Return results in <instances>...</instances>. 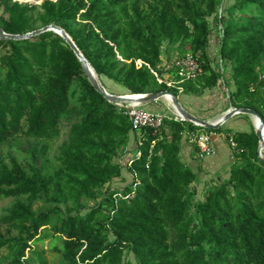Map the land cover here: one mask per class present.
I'll list each match as a JSON object with an SVG mask.
<instances>
[{"label":"trees","instance_id":"1","mask_svg":"<svg viewBox=\"0 0 264 264\" xmlns=\"http://www.w3.org/2000/svg\"><path fill=\"white\" fill-rule=\"evenodd\" d=\"M219 4L0 0V29L24 34L56 25L105 90L102 79L128 94L167 90L177 97L220 85L207 54L212 19L222 30L217 54L226 70L225 87L227 80L232 84L228 103L256 111L264 127L263 85L257 80L264 67V0H234L228 18L217 17ZM163 44L175 56L189 53L197 60L195 76L177 85L180 92L163 82ZM123 111L91 87L72 51L53 32L0 40V145L19 136L53 140L62 118L74 116L52 173L46 143L25 147L23 165L13 156H7V164L0 161V198L15 199L0 215V250L9 253L5 264H46L33 247L45 229L58 239L54 249L65 264H264V163L253 128L247 133L204 129L232 140L233 163L228 177L214 181L195 201L196 175L180 160L178 143L184 131L203 128L164 118L156 131H135ZM130 135L138 151L124 166L131 183L100 193L119 175L121 166L113 159ZM37 200L52 208L33 212L31 202Z\"/></svg>","mask_w":264,"mask_h":264},{"label":"rangeland","instance_id":"2","mask_svg":"<svg viewBox=\"0 0 264 264\" xmlns=\"http://www.w3.org/2000/svg\"><path fill=\"white\" fill-rule=\"evenodd\" d=\"M22 4L28 3V4H39L42 0H16ZM234 0H220V4L217 7V11L219 10L221 12V16H225V18H228V9L232 6ZM209 25H210V38L208 42V49L207 54L212 62V64L216 65L215 62L218 60V54H217V45H218V35H217V24H214L212 19H209ZM162 51L163 54L161 56L162 60L166 58L167 60L171 59L172 52L169 48L165 47V44L162 45ZM176 55V54H175ZM164 68H161L162 73H164ZM260 73H264V67L260 68ZM226 73V70H225ZM101 82L106 88V91L110 94L114 95H127L128 93L121 89L119 86L113 84L110 81H107L105 79H102ZM227 84V83H226ZM228 86V84H227ZM228 90L231 89L228 87ZM223 93V90H221ZM259 92L264 96V85L259 87ZM179 94L177 95V99L179 98ZM223 99H225V102H227V99L223 95ZM170 106V105H169ZM144 110L148 111H156L160 113H164V115L167 113L165 110V107L158 105L155 106L153 103H150L145 106H141ZM169 114L168 116L172 118H179L177 114L174 112V110L169 107ZM74 116L69 115L62 118L60 123V135L53 139V140H34V139H27L24 137H14L3 144L0 145V161L7 164V156H13L17 162L20 165H23L26 162V154L24 153L23 149L30 144H42L46 143L48 145V152L46 155V161H47V172L52 173L57 168V162H56V156L59 147L61 144L66 140L67 137V131L69 124L73 121ZM250 120V123H249ZM252 127V118L248 115H235L232 118H230L228 121L225 122V124L221 127L222 130H228L229 132H249ZM164 132H167L166 129H164ZM198 133H207L204 129H201L198 131ZM209 135L211 133H208ZM224 135V134H223ZM192 146H194L192 143H190ZM134 150V140L132 136H129V139L127 140V143L125 147H123L115 156L113 159V162L119 164L121 166V171L119 175L115 178H112L108 183L104 185L102 189H100V193H103L104 190H119L125 187L126 185L130 184L132 181V177L130 174L124 169V162L126 161V157L129 153H131ZM263 154V155H262ZM261 156L264 159V149L261 150ZM123 166V167H122ZM201 168V166H200ZM222 171V170H221ZM200 174V173H199ZM212 173H204L201 176V180L198 182H194L192 184V187L195 190V201H200L202 199L203 191L218 177L214 179ZM220 175L219 177H221ZM228 176V175H227ZM209 177H212L209 179ZM203 180V181H202ZM212 181V182H211ZM21 201L25 202V199H20ZM15 201L13 198H0V215L3 212L5 208H7L10 204H12ZM92 203V202H90ZM52 206L37 200L34 202H31V209L33 212H44L49 209H51ZM47 229H45L44 236L41 237L37 242L33 244V247L36 249V251L41 252L42 256L44 258V261L46 264H65L62 261V258L60 256V252L56 251L54 247L59 246L58 239L54 238L52 235L48 234L46 235ZM9 253L6 249L0 250V264H5V262L8 260ZM125 259L132 260V256L130 254L124 255Z\"/></svg>","mask_w":264,"mask_h":264},{"label":"crops","instance_id":"3","mask_svg":"<svg viewBox=\"0 0 264 264\" xmlns=\"http://www.w3.org/2000/svg\"><path fill=\"white\" fill-rule=\"evenodd\" d=\"M173 57H175V52H172L170 60L165 58L160 64V67L164 68V73L162 74V78L164 80L171 78L172 73L169 72L168 66L171 63ZM227 84L228 87L232 89V84L229 80H227ZM221 90L222 86L219 85L212 89H206L201 95L198 96L193 94H179L180 96L177 101L181 107L192 116L204 121L214 122L220 118V116L229 108V106H231L228 101L225 102V99H223V93ZM153 104L155 106L161 105L165 107V110L167 111L165 115L168 116L170 106L164 98L156 100L153 102ZM148 112L160 113L152 110ZM224 124H222L219 128H221ZM210 140L214 153L203 159L198 158L194 146H192L186 140L184 133L182 134V137L178 143L180 160L196 175L195 182H198V180L200 181L201 176L208 172L214 175V179L218 177V179L224 180L228 177L227 175L229 173L230 166L233 163L231 148L228 145L223 133H211ZM133 152L134 150L129 153L127 157L132 156ZM220 175L222 176L219 177ZM210 178L212 177H209V179Z\"/></svg>","mask_w":264,"mask_h":264},{"label":"water","instance_id":"4","mask_svg":"<svg viewBox=\"0 0 264 264\" xmlns=\"http://www.w3.org/2000/svg\"><path fill=\"white\" fill-rule=\"evenodd\" d=\"M50 31L54 34L58 35L62 41L69 47L72 51L75 58L81 65L82 71L84 76L86 77L88 83L91 87L102 96L107 102L112 103L116 106L119 105H127L130 104H138L140 106H145L150 103L155 102L160 98L168 99V104L171 108L176 112L177 116L181 121L190 123L194 126L208 129V130H215L219 128L222 124L228 121L235 115H248L254 119L255 123L252 122L253 132L257 138V156L260 161L264 163V159L261 156V150L264 146V127L263 121L261 116L254 110L249 108H242V107H229L219 119L214 122H208L201 119H198L184 110L177 98L173 96L169 91L163 90L158 92L152 93H145V94H127V95H114L108 93L104 87L101 85L99 79L97 78L96 74L94 73L93 69L90 67L88 62L83 58L81 53L75 47L74 43L71 41L69 36L58 26L53 24H48L43 27L37 28L30 32L24 34H6L0 29V40H25L33 38L43 32Z\"/></svg>","mask_w":264,"mask_h":264},{"label":"built area","instance_id":"5","mask_svg":"<svg viewBox=\"0 0 264 264\" xmlns=\"http://www.w3.org/2000/svg\"><path fill=\"white\" fill-rule=\"evenodd\" d=\"M217 17H221V12L219 10L217 11ZM216 27L219 40L222 35L221 25L217 23ZM215 63L219 74V84L220 86H222L223 95L228 101V89L225 87L223 81L225 69L219 57L217 62ZM168 69H172L173 73L171 75V78H169L168 80L163 79V82L166 84L167 87H174L180 84L182 81L192 79L198 70V63L195 57L187 53L181 57H173L171 63L168 66ZM174 77H178V80L174 81ZM257 80L260 84L264 85V73H260L258 75ZM158 81L161 82L160 79ZM176 88L177 91L180 92V87L177 86ZM118 107L124 110L123 114L128 118L132 130L135 131L144 128H150L156 131L162 126L164 118H172L170 116L163 115L160 113H150L141 108L140 105L134 103L130 104L129 106L119 105ZM173 119L180 120L179 118ZM184 137L189 143H192L194 145L199 159H203L214 153L210 140V135L208 133H198V131H184ZM135 144L138 145L139 143L136 142ZM228 144L230 148H233L235 146L231 139L228 140ZM137 156L138 151H134L132 156L126 157L124 166H128L130 158Z\"/></svg>","mask_w":264,"mask_h":264},{"label":"bare ground","instance_id":"6","mask_svg":"<svg viewBox=\"0 0 264 264\" xmlns=\"http://www.w3.org/2000/svg\"><path fill=\"white\" fill-rule=\"evenodd\" d=\"M165 100H166V102L168 103V99L166 98ZM174 112H175V111H174ZM175 113H176V112H175ZM252 122L255 123V121H254L253 118H252ZM263 149H264V146L262 147V150H263ZM262 155H263V154H262Z\"/></svg>","mask_w":264,"mask_h":264}]
</instances>
